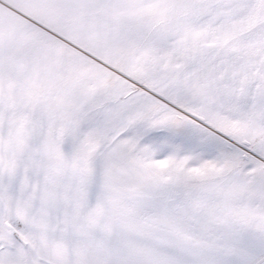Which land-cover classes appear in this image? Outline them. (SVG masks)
<instances>
[{
	"label": "snow or ice",
	"instance_id": "1",
	"mask_svg": "<svg viewBox=\"0 0 264 264\" xmlns=\"http://www.w3.org/2000/svg\"><path fill=\"white\" fill-rule=\"evenodd\" d=\"M0 264H264V0H0Z\"/></svg>",
	"mask_w": 264,
	"mask_h": 264
}]
</instances>
